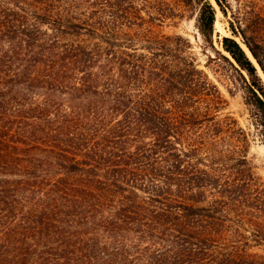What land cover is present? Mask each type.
Segmentation results:
<instances>
[{
	"label": "trees",
	"instance_id": "1",
	"mask_svg": "<svg viewBox=\"0 0 264 264\" xmlns=\"http://www.w3.org/2000/svg\"><path fill=\"white\" fill-rule=\"evenodd\" d=\"M200 3L213 43L217 10ZM102 9L0 0V264H264L247 132L220 117L226 100L180 36L151 32L137 52L118 29L134 18ZM249 26L230 22L256 62L232 37L234 61L217 53L264 135V39Z\"/></svg>",
	"mask_w": 264,
	"mask_h": 264
},
{
	"label": "rangeland",
	"instance_id": "2",
	"mask_svg": "<svg viewBox=\"0 0 264 264\" xmlns=\"http://www.w3.org/2000/svg\"><path fill=\"white\" fill-rule=\"evenodd\" d=\"M211 1L217 10L213 43L206 42L198 28L202 6L200 0H70V6L79 12H87L85 10L92 6L103 7V18L107 19L111 18V12L116 14L124 10L121 12L122 15L126 14L125 16L134 19L127 21V18L123 17L118 29L123 37L134 39L137 52H147L143 47L148 44L146 39L151 32L180 36L182 39L177 42L184 48L181 52H188V55L197 59L200 69L208 74L226 100L220 117L233 116L247 132L251 142L249 159L260 178V188L264 189V135L259 113L249 104L251 97L243 77L227 61L219 60L220 55L217 53L221 52L234 61L225 49L223 40L226 36L232 37L241 43L256 62L247 45L239 36L232 34L230 22L236 17H241L245 25H250V31L247 29L249 34L264 39V0H224L227 3L225 8L227 13L216 0ZM259 15L262 20L256 18ZM211 58H216L217 62ZM260 73L264 78L261 69ZM251 251L264 256L263 248H254Z\"/></svg>",
	"mask_w": 264,
	"mask_h": 264
}]
</instances>
